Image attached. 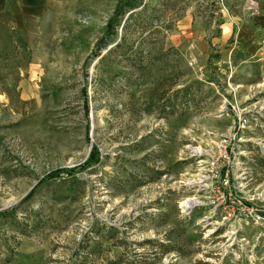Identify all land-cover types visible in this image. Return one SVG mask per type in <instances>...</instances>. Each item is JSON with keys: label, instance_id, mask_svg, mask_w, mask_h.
Here are the masks:
<instances>
[{"label": "rangeland", "instance_id": "1", "mask_svg": "<svg viewBox=\"0 0 264 264\" xmlns=\"http://www.w3.org/2000/svg\"><path fill=\"white\" fill-rule=\"evenodd\" d=\"M235 3L0 0V264H264L254 231L179 210L190 149L264 119V81L220 40Z\"/></svg>", "mask_w": 264, "mask_h": 264}, {"label": "built area", "instance_id": "2", "mask_svg": "<svg viewBox=\"0 0 264 264\" xmlns=\"http://www.w3.org/2000/svg\"><path fill=\"white\" fill-rule=\"evenodd\" d=\"M252 115L249 119L239 113L226 135L200 152L190 149L195 167L192 179L185 185L192 195L179 206L184 214L194 208L208 209L209 214L204 217L207 225H227L231 229L226 239L235 241L245 240V230L254 231V241L264 240V183L254 184L247 167L248 145L256 147L264 159V119L256 112ZM256 130L260 135L253 134Z\"/></svg>", "mask_w": 264, "mask_h": 264}, {"label": "crops", "instance_id": "3", "mask_svg": "<svg viewBox=\"0 0 264 264\" xmlns=\"http://www.w3.org/2000/svg\"><path fill=\"white\" fill-rule=\"evenodd\" d=\"M231 22H223L220 40L233 36L237 50L244 49L248 66L257 70V81H264V0H234Z\"/></svg>", "mask_w": 264, "mask_h": 264}, {"label": "trees", "instance_id": "4", "mask_svg": "<svg viewBox=\"0 0 264 264\" xmlns=\"http://www.w3.org/2000/svg\"><path fill=\"white\" fill-rule=\"evenodd\" d=\"M136 6V5H135ZM94 152V151H93Z\"/></svg>", "mask_w": 264, "mask_h": 264}, {"label": "bare ground", "instance_id": "5", "mask_svg": "<svg viewBox=\"0 0 264 264\" xmlns=\"http://www.w3.org/2000/svg\"><path fill=\"white\" fill-rule=\"evenodd\" d=\"M197 150V149H196Z\"/></svg>", "mask_w": 264, "mask_h": 264}]
</instances>
